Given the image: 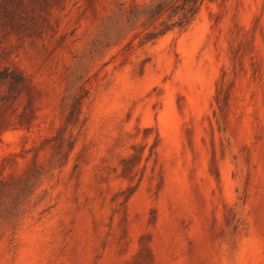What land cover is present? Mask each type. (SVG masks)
Instances as JSON below:
<instances>
[{"label": "rangeland", "instance_id": "1", "mask_svg": "<svg viewBox=\"0 0 264 264\" xmlns=\"http://www.w3.org/2000/svg\"><path fill=\"white\" fill-rule=\"evenodd\" d=\"M154 1L0 0V264H264V0Z\"/></svg>", "mask_w": 264, "mask_h": 264}, {"label": "trees", "instance_id": "2", "mask_svg": "<svg viewBox=\"0 0 264 264\" xmlns=\"http://www.w3.org/2000/svg\"><path fill=\"white\" fill-rule=\"evenodd\" d=\"M204 0H155L147 6L133 4L124 8L126 20L138 23V45L152 43L172 31L184 30L196 17ZM121 3L117 8H123ZM136 37V36H135Z\"/></svg>", "mask_w": 264, "mask_h": 264}]
</instances>
